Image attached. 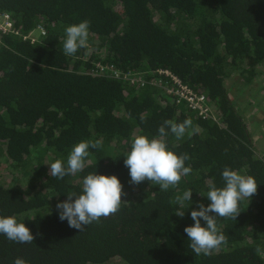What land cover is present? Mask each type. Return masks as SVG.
Listing matches in <instances>:
<instances>
[{
  "label": "trees",
  "instance_id": "trees-1",
  "mask_svg": "<svg viewBox=\"0 0 264 264\" xmlns=\"http://www.w3.org/2000/svg\"><path fill=\"white\" fill-rule=\"evenodd\" d=\"M0 12L14 26L0 33V163L10 169L0 179V216L15 215L34 236L29 244L0 234V264L17 257L29 264H264V158L225 87L235 73L251 84L264 63V0H0ZM85 19L91 50L65 55L66 27ZM37 26L45 34L24 40ZM98 64L146 83L101 75ZM158 69L205 95L218 122L152 85ZM186 119L185 136L169 132L168 144L190 156L192 172L167 191L147 180L131 184L124 158L133 139ZM81 140L101 141L85 169L51 176L50 164H66ZM225 167L252 175L257 192L239 203L235 220L216 217L227 244L197 255L184 228L194 224L198 203H210L209 181L224 186ZM92 172L117 176L127 202L79 232L59 219L56 205L80 194ZM186 189L191 204L181 218L174 200Z\"/></svg>",
  "mask_w": 264,
  "mask_h": 264
},
{
  "label": "clouds",
  "instance_id": "clouds-1",
  "mask_svg": "<svg viewBox=\"0 0 264 264\" xmlns=\"http://www.w3.org/2000/svg\"><path fill=\"white\" fill-rule=\"evenodd\" d=\"M90 21L85 19L77 24L67 26L66 39L63 43L65 55L72 56L79 49H90ZM192 126L191 119L182 123L165 120L158 128L157 135L149 138L147 135H137L124 158V164L129 170L130 183L138 185L145 180L159 185L161 191L176 188L182 177L192 172L185 162L190 159L187 153L177 154L168 144L169 132L176 140H181ZM101 147V141L81 140L75 144L65 161L56 159L49 166L51 176L63 179L66 175H76L86 167V158L90 156L89 149ZM174 147V146H173ZM223 187H217L214 181H209L206 197L210 203L205 206L198 203V210H192L190 215L194 224L184 228L190 241L189 247L197 254L209 255L222 244H227V237L217 227L216 217L235 218L239 215V203L250 201L256 194L258 183L252 175L243 174L239 170L225 167L222 171ZM115 175H101L96 172L88 173L82 181L80 194L71 192L68 199L58 202L56 208L61 221L67 220L69 227L79 232L92 224L99 222L101 217H108L119 211L122 197L127 193ZM191 189H186L175 197L178 206L174 211L178 217H183L184 210L191 204ZM185 202H189L187 207ZM211 213V214H210ZM201 219L205 225H201ZM0 234L15 243H33L34 236L24 222L18 221L15 215L0 216ZM13 264H29L21 257L14 259Z\"/></svg>",
  "mask_w": 264,
  "mask_h": 264
},
{
  "label": "built area",
  "instance_id": "built-area-1",
  "mask_svg": "<svg viewBox=\"0 0 264 264\" xmlns=\"http://www.w3.org/2000/svg\"><path fill=\"white\" fill-rule=\"evenodd\" d=\"M14 26L10 19V16L5 12H0V33L6 34L14 32ZM18 31H16L17 33ZM45 31L42 26H37L35 29L30 31L27 36H23V39H28L30 43L35 41L39 35H44ZM99 74L119 77L129 84L141 83L145 84L146 81H142L139 76L131 74H121L116 71L113 65H97ZM150 82L152 85L160 88L165 94L171 97L176 104H185L188 109L195 112L203 120H212L218 122V115L213 111L212 106L207 102L205 95L199 94L189 88L187 85L172 72L165 69H158L154 73Z\"/></svg>",
  "mask_w": 264,
  "mask_h": 264
},
{
  "label": "rangeland",
  "instance_id": "rangeland-1",
  "mask_svg": "<svg viewBox=\"0 0 264 264\" xmlns=\"http://www.w3.org/2000/svg\"><path fill=\"white\" fill-rule=\"evenodd\" d=\"M257 77L249 85H244L237 73L233 74L225 84L229 99L249 128L253 140L261 148L260 155L264 158V63L255 66ZM10 169L6 162L0 163V179L10 178Z\"/></svg>",
  "mask_w": 264,
  "mask_h": 264
}]
</instances>
